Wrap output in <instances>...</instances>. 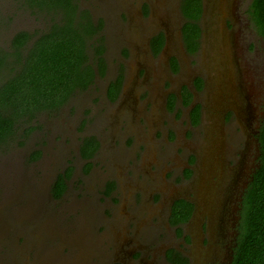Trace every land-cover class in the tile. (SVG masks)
<instances>
[{
    "label": "rangeland",
    "instance_id": "rangeland-1",
    "mask_svg": "<svg viewBox=\"0 0 264 264\" xmlns=\"http://www.w3.org/2000/svg\"><path fill=\"white\" fill-rule=\"evenodd\" d=\"M181 1L78 0L95 19H105L109 68L58 113L41 115L36 130L21 131L0 148V264H169L164 255L171 247L191 264H224L238 233L239 197L257 161L264 38L250 14L253 0H203L202 43L191 55L182 39ZM23 2L0 0L1 48L18 31L48 24ZM157 32L165 33L166 45L154 56L150 37ZM119 62L125 81L111 102L107 87ZM200 77L205 86L191 104L202 105L203 117L193 127V106H183L180 95ZM171 93L179 111L169 110ZM212 130L225 145L214 156ZM88 135L98 136L102 147L86 173L80 146ZM36 150L42 154L33 159ZM192 156L198 175L190 184L182 171ZM70 163L68 189L55 198L53 185ZM110 179L119 189L107 196ZM174 196L208 206L183 225V237L169 223Z\"/></svg>",
    "mask_w": 264,
    "mask_h": 264
},
{
    "label": "trees",
    "instance_id": "trees-1",
    "mask_svg": "<svg viewBox=\"0 0 264 264\" xmlns=\"http://www.w3.org/2000/svg\"><path fill=\"white\" fill-rule=\"evenodd\" d=\"M23 4L31 13L43 14L49 20L44 28L18 31L7 49L0 47V148L21 131L27 136L36 130L34 123L41 115L58 113L77 93L88 90L97 75H105L107 68L103 18L95 19L89 9H81L78 0H24ZM203 10V0L181 1L183 40L192 54L200 48ZM250 14L264 38V0H253ZM159 42L162 47L164 37ZM123 79L121 71L111 82V100L118 98ZM190 99L191 93L187 97ZM199 111V106L192 111L196 123L200 121ZM257 137L259 166L241 195L230 264H264V119ZM98 148L97 137L86 136L81 142V156L89 158ZM41 154L36 150L32 158L38 159ZM73 171L70 166L59 173L53 185L55 198L65 194ZM191 213L192 204L178 201L173 208V224L186 222ZM167 256L172 264L189 263L188 257L177 250H170Z\"/></svg>",
    "mask_w": 264,
    "mask_h": 264
},
{
    "label": "flooded vegetation",
    "instance_id": "flooded-vegetation-1",
    "mask_svg": "<svg viewBox=\"0 0 264 264\" xmlns=\"http://www.w3.org/2000/svg\"><path fill=\"white\" fill-rule=\"evenodd\" d=\"M180 7H181V4H180ZM182 12V11H181ZM202 18V17H201ZM103 20H104V29H103V33L105 34V19L103 18ZM182 28H183V26H182ZM201 30H202V32H201V43H202V34H203V28H202V26H201ZM105 37H106V53H105V57H106V54H107V36H106V34H105ZM160 37H164V44H163V46L161 47V45H160V42H159V38ZM182 39H183V32H182ZM183 43H184V40H183ZM201 43H200V47H201ZM165 45H166V35H165V33L164 32H157V33H155V34H153L151 37H150V49H151V52H152V54L154 55V56H159L160 55V53H161V51L164 49V47H165ZM184 46H185V43H184ZM200 49V48H199ZM185 50L189 53V54H191V55H194V54H196V53H194V54H192V53H190L188 50H187V48L185 47ZM123 52H124V54L125 55H127L128 54V50L125 48L124 50H123ZM106 63H107V68H106V72H105V75H106V73H107V71H108V68H109V63H108V60H107V57H106ZM170 67H171V70H172V73H176V72H178V69H179V60L177 59V58H173V60H172V64H170ZM121 71H122V73H123V75H124V79H123V85H124V81H125V64L123 63V62H119V69H118V73H117V75L115 76V78L114 79H112L110 82H109V84H108V87H107V98L109 99V101H111V102H116L118 99H119V97H120V95H121V92H122V90H123V85H122V88H121V91H120V93H119V96H118V98L116 99V100H111L110 98H109V95H108V89H109V86H110V84H111V82L112 81H115L116 79H117V77L120 75V73H121ZM105 75H103V76H100V75H97V77H96V80H97V78L98 77H104ZM96 80H95V83H96ZM94 83V84H95ZM93 84V85H94ZM205 83H204V79L203 78H198L196 81L194 80V82L192 83V87L194 88H192L190 85H184L185 86V91H184V94H181L180 95V97H181V104L183 105V106H185V107H190L192 104H191V102H192V99L194 98V92L195 91H197V92H199V91H202L203 90V88H204V85ZM92 85V86H93ZM91 86V87H92ZM184 86L182 87V88H184ZM90 87V88H91ZM189 93H191V99L188 101L187 100V97H188V94ZM177 99H178V95L176 94V93H171L170 95H169V105H168V107H169V110L171 109V110H177V111H179V108H176V101H177ZM190 104V105H189ZM193 106V108L191 109V114L189 113V115H190V122H191V124L193 125V127H196V126H199L200 125V123H201V121H202V117H203V114H202V110H203V108H202V105L201 104H199V103H196V104H194V105H192ZM191 106V107H192ZM197 106H199V108H200V111H199V113H200V121L198 122V123H196V121H195V117H193V113H192V111H193V109L194 108H196ZM222 112L225 110V109H220ZM219 110V111H220ZM218 111V112H219ZM218 114H220V113H218ZM222 118V117H221ZM215 132H214V130H212L211 131V135H210V137L209 138H211L212 139V142H213V144H212V146H211V149H212V155L214 156V153H216V154H218L219 153V151H221V150H223V149H225V145H224V143H223V141H222V139L220 138V137H218V136H216L215 134H214ZM258 134V133H257ZM89 136V135H88ZM86 137V136H85ZM97 137V139H98V141H99V148H98V150L95 152V154H93V156H91V157H89V158H83L82 156V159H84V161H85V165H86V167H85V172L86 173H89V172H91L92 170H93V168H94V166H95V163H94V159L96 158V156L99 154V152H100V150H101V147H102V143H101V141H100V139L98 138V136H96ZM84 138V137H83ZM256 140H257V145L255 146V149H256V151H255V156H257V161H256V164H254V169H253V171L251 172V174L249 175V178H248V180H247V183L245 184V185H243V189H242V191H241V194H240V197H239V201L241 200V195H242V193H243V190L245 189V187L249 184V182H250V180L252 179V176H253V174H254V172L256 171V169L258 168V166H259V154H260V150H259V140H258V137H257V135H256ZM221 142L220 144H217V142ZM211 142V143H212ZM258 146V147H257ZM224 151V150H223ZM80 155H81V153H80ZM195 163H196V158H194V156H192L189 160H188V165H187V167H185L184 169H183V176H182V178H183V180H190V184H193V183H195V182H197V175H198V170H197V168H196V166H195ZM88 164H90V167L88 168ZM70 166H72L73 168H74V171L72 172V175H71V177L73 176V174H74V172H75V166L72 164V163H70L69 164V167ZM218 166H219V169H221V171H222V168H221V166L218 164ZM68 168V167H67ZM66 168V169H67ZM66 169H64L61 173H64L65 172V170ZM195 172H197V174H196V176H195ZM59 175V174H58ZM200 175V174H199ZM202 176H204V177H206L207 178V176L206 175H202ZM58 177V176H57ZM71 177L67 180V185H68V181L71 179ZM199 178V180H200V182L198 183L199 185H202V183H205L206 182V179H204L203 177H201V176H199L198 177ZM68 189V188H67ZM117 189H119V183L115 180V179H110V180H108L107 182H106V184H105V186H104V194L105 195H107V196H112L115 192H116V190ZM67 191V190H66ZM107 192H109V194H107ZM66 193V192H65ZM195 194H196V192H195ZM65 195V194H64ZM116 200V199H115ZM181 200H185V201H187V202H189L190 204H192V213H191V216H190V218H189V220H187L186 222H182V223H177V224H173V222H172V218H173V208H174V206L176 205V203L179 201H181ZM172 203H171V206H170V209H169V213H168V218H169V223L171 224V226H173L174 228H175V234H176V236H179V237H183L184 236V232H183V225H186V224H188L191 220H192V218H195V217H197V215H199V213H203V214H205V213H207V212H205L206 210H208V206H207V202L205 201H198V200H190V199H188L187 197H181V196H179V197H177V198H175V196L172 198ZM134 233H136V231L134 232ZM234 245H235V241H234V243L233 244H231L230 245V251H229V256H228V258L226 259V261L224 262V264H230L231 262H232V260H233V255H234ZM170 250H177V251H179V252H181L182 254H184L185 256H187L188 257V260H189V263L188 264H191L192 263V260H191V258L189 257V255H187L184 251H182L181 249H177V248H173V247H171V248H168L167 250H166V252H165V255H164V257H165V259L167 260V262L169 263V264H172L171 263V261L169 260V258H168V256H167V253L170 251Z\"/></svg>",
    "mask_w": 264,
    "mask_h": 264
}]
</instances>
